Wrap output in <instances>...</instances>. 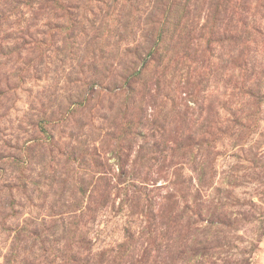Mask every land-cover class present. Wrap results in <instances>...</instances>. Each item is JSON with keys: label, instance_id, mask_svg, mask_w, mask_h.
Returning a JSON list of instances; mask_svg holds the SVG:
<instances>
[{"label": "rangeland", "instance_id": "374dc122", "mask_svg": "<svg viewBox=\"0 0 264 264\" xmlns=\"http://www.w3.org/2000/svg\"><path fill=\"white\" fill-rule=\"evenodd\" d=\"M0 264H264V0H0Z\"/></svg>", "mask_w": 264, "mask_h": 264}]
</instances>
